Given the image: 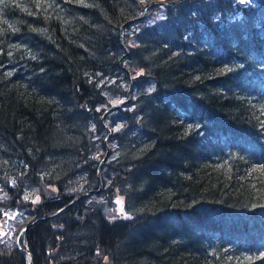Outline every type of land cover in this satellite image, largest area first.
<instances>
[{
    "label": "trees",
    "instance_id": "trees-1",
    "mask_svg": "<svg viewBox=\"0 0 264 264\" xmlns=\"http://www.w3.org/2000/svg\"><path fill=\"white\" fill-rule=\"evenodd\" d=\"M150 1L0 0V264H264V0Z\"/></svg>",
    "mask_w": 264,
    "mask_h": 264
},
{
    "label": "water",
    "instance_id": "water-1",
    "mask_svg": "<svg viewBox=\"0 0 264 264\" xmlns=\"http://www.w3.org/2000/svg\"><path fill=\"white\" fill-rule=\"evenodd\" d=\"M179 1H182V0H171V1L153 0V1H150V2H148L146 5H144V7H143V9H142L143 13H142V15H141L140 17L135 18V19H133V20H129V21H127L126 23H124V25L127 24V23H129V22H132V21H139V20H141V19L145 16V14H146V9H147L148 6L151 5V4L157 3V4H162V5H170V4H174V3H176V2H179ZM124 25H122V27H121V32H120V42H121V43H122V39H123L122 28H123ZM125 55H127V51H126V54H125ZM122 104H123V103H120V104H117V105L110 106V107H108V108L104 111V113L102 114V116H101V118H100V122H101V124H102L104 127H105V125L103 124V118H104L105 114H107L108 112H111V111H115V110H117L119 107L122 106ZM106 129H107V131H108V134H107V136H106V139H107V138L109 137V135H110V131H109V129H108L107 127H106ZM108 152H109V150H108V148H106L105 154L103 155V157H102V159L100 160V162H99V164H98V167H97V180H98V185H99L98 189H96V190H89V191H86V192H84V193H81V194L77 195L76 197H74L71 201H69V203H68L67 205H65L62 209H59L58 211H56L53 215L46 216V217H40V218H38L37 220L30 222L28 225H26V226L21 230V235L24 233L25 230H27L28 228H30L35 222L40 221V220H46V219L52 218V217H54L55 215L59 214L60 212L64 211L65 209H67V208H68L72 203H74L75 201H77V200H79V199H81V198H83V197H85V196H87V195H89V194H91V193H98L99 190L101 189L100 171H101V168H102L104 162L106 161V158H107V156H108ZM17 239H18V238L16 237V241H17ZM28 264H29V263H28Z\"/></svg>",
    "mask_w": 264,
    "mask_h": 264
},
{
    "label": "rangeland",
    "instance_id": "rangeland-1",
    "mask_svg": "<svg viewBox=\"0 0 264 264\" xmlns=\"http://www.w3.org/2000/svg\"><path fill=\"white\" fill-rule=\"evenodd\" d=\"M108 150H109V148H108ZM108 156H109V152H108ZM108 156H107V158H108ZM107 158H106V160H107ZM101 180V179H100ZM101 189H102V187H101ZM100 189V190H101ZM98 193H100V191L98 192ZM99 197V196H98ZM98 201H99V199H98ZM105 212H106V214H107V216H108V218H109V220H114L115 218H116V216L117 217H119V218H128L127 217V213H125V209H124V204H123V198L122 197H120V196H118V197H115V209H110V208H107L106 207V209H105ZM8 215V218H13V217H15V215L14 216H12L11 215V213H8L7 214ZM12 216V217H11ZM29 220V219H28ZM11 221V220H10ZM6 222L7 223H5V227L3 228V227H0V238L1 237H3V236H6L9 232H8V230H12L10 227H9V225H10V223H11V226L13 227V223L12 222H8V220H6ZM16 237L17 236H15L14 237V239L16 240Z\"/></svg>",
    "mask_w": 264,
    "mask_h": 264
},
{
    "label": "bare ground",
    "instance_id": "bare-ground-1",
    "mask_svg": "<svg viewBox=\"0 0 264 264\" xmlns=\"http://www.w3.org/2000/svg\"><path fill=\"white\" fill-rule=\"evenodd\" d=\"M28 225V224H27Z\"/></svg>",
    "mask_w": 264,
    "mask_h": 264
}]
</instances>
